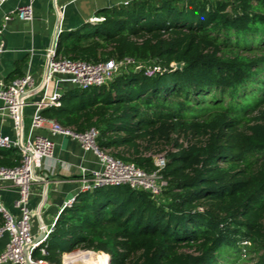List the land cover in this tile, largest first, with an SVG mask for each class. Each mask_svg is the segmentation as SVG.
Masks as SVG:
<instances>
[{
	"label": "trees",
	"instance_id": "1",
	"mask_svg": "<svg viewBox=\"0 0 264 264\" xmlns=\"http://www.w3.org/2000/svg\"><path fill=\"white\" fill-rule=\"evenodd\" d=\"M96 16L60 33L56 57L143 66L122 67L101 87H68L40 115L76 133L96 129L100 149L145 172L155 170L147 152L169 145L166 187L159 199L126 185L79 194L60 212L47 254L33 256L264 264V0H130ZM148 67L157 71L147 76ZM19 160L15 149L0 152V167Z\"/></svg>",
	"mask_w": 264,
	"mask_h": 264
},
{
	"label": "built area",
	"instance_id": "2",
	"mask_svg": "<svg viewBox=\"0 0 264 264\" xmlns=\"http://www.w3.org/2000/svg\"><path fill=\"white\" fill-rule=\"evenodd\" d=\"M7 0H0V5ZM130 0L123 2L126 5ZM12 16L21 20L31 22L33 20V7L31 2L16 8L10 14L4 16L8 21ZM103 20L100 16H93L87 23L95 24ZM2 30L0 29V36ZM61 30L55 31L51 46L46 50V65L39 81L32 74L26 72L9 83L0 84L1 111L7 115L13 124L15 140L7 136H0V148L4 150L15 149L20 156L19 164L13 168L0 167V182H9L18 190V198L15 207L19 210V216L11 214L0 201V238L6 236L7 241L0 251V264H50L46 260L35 258L34 252L45 256V242L54 231L57 218L46 225L42 222L40 209L37 213V235L32 234V215L28 209L29 189L36 177V170L41 168L42 160L52 156L53 143L42 135L35 134L38 130H46L51 134H62L76 140L85 151H91L98 163L97 170H86L80 167L79 172V194L92 192L100 187L126 185L133 190L146 191L153 199H159L166 187L162 171L165 166V156L161 154H148L153 160L155 170L145 172L135 164L122 161L114 157L109 150L100 149L96 145L98 131L89 128L82 133H76L72 129L62 128L56 121L48 120L40 115L45 108L59 107L63 94V85L86 90L92 87H101L110 82L118 70L122 67L132 66L134 70H140L139 62L130 58L120 61L109 59L102 62H86L56 57L55 48ZM156 67L147 68L145 75L150 76ZM40 93L41 97L35 104L31 114L28 134L24 133V109L28 106L30 95ZM76 197L65 202L60 212L70 208ZM40 207V206H39ZM38 207V208H39ZM74 253L83 255L99 252L90 250H78L62 256V264H65V256ZM104 254V253H103ZM106 255V263L110 264L109 256ZM70 264H84L80 259H75Z\"/></svg>",
	"mask_w": 264,
	"mask_h": 264
},
{
	"label": "crops",
	"instance_id": "3",
	"mask_svg": "<svg viewBox=\"0 0 264 264\" xmlns=\"http://www.w3.org/2000/svg\"><path fill=\"white\" fill-rule=\"evenodd\" d=\"M128 0H7L0 5V84L9 83L12 77L26 72L39 81L46 65L45 53L51 46L55 31L59 28L75 31L88 24L89 18L96 16L102 9L123 6ZM31 2L33 20L31 22L12 16L4 21V16L16 8ZM2 38L6 40L3 49ZM15 77V78H16ZM71 87L63 85V89ZM41 94L35 93L28 98L24 109V133L28 134L31 114ZM2 101L0 100V109ZM28 124V126H27ZM37 135L45 136L53 143L52 156L42 160L41 168L36 170L35 180L30 185L28 209L32 215V234L37 235V213L40 209L41 220L49 225L59 216L62 205L79 195L80 167L97 170L99 163L91 151H85L72 138L62 134H51L38 130ZM0 136L15 140L11 119L0 110ZM7 150L1 149L0 152ZM18 190L9 182H0V201L13 215L19 216L15 207ZM40 206V207H39ZM39 207V208H38ZM7 237L0 238V251ZM102 259L103 256L99 255ZM67 257V256H66Z\"/></svg>",
	"mask_w": 264,
	"mask_h": 264
},
{
	"label": "bare ground",
	"instance_id": "4",
	"mask_svg": "<svg viewBox=\"0 0 264 264\" xmlns=\"http://www.w3.org/2000/svg\"><path fill=\"white\" fill-rule=\"evenodd\" d=\"M75 259H80L81 261L84 262V264H105L106 263V257L103 260L99 254L93 255H83L81 253H74L71 255L65 256V264H70L73 262Z\"/></svg>",
	"mask_w": 264,
	"mask_h": 264
},
{
	"label": "rangeland",
	"instance_id": "5",
	"mask_svg": "<svg viewBox=\"0 0 264 264\" xmlns=\"http://www.w3.org/2000/svg\"><path fill=\"white\" fill-rule=\"evenodd\" d=\"M64 33L66 34V33H68V31L67 30H64ZM140 66H143V65H141L140 64ZM27 126H28V124H27ZM170 146L169 145H165V144H161V145H154L151 149H150V151H148L147 152V155L148 154H151V155H154V154H163V155H165V153H166V151H168V150H170ZM98 254V253H97ZM105 254V253H104ZM105 259V257L103 258V260ZM61 264H62V262H61Z\"/></svg>",
	"mask_w": 264,
	"mask_h": 264
},
{
	"label": "water",
	"instance_id": "6",
	"mask_svg": "<svg viewBox=\"0 0 264 264\" xmlns=\"http://www.w3.org/2000/svg\"><path fill=\"white\" fill-rule=\"evenodd\" d=\"M2 41H3V46H2V47H3V49H4V48H5V46H6V40L2 38ZM176 67H177V68H179V67H180V65H179V64H177V65H176ZM109 262H110V260H109Z\"/></svg>",
	"mask_w": 264,
	"mask_h": 264
}]
</instances>
